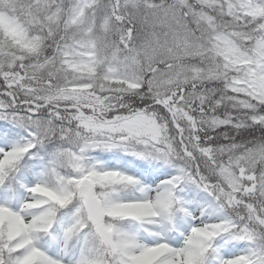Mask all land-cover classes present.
<instances>
[{
	"label": "snow or ice",
	"instance_id": "snow-or-ice-1",
	"mask_svg": "<svg viewBox=\"0 0 264 264\" xmlns=\"http://www.w3.org/2000/svg\"><path fill=\"white\" fill-rule=\"evenodd\" d=\"M0 264H264V0H0Z\"/></svg>",
	"mask_w": 264,
	"mask_h": 264
}]
</instances>
